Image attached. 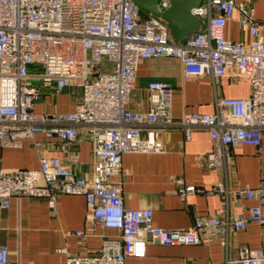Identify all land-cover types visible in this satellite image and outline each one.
Wrapping results in <instances>:
<instances>
[{
	"label": "built area",
	"instance_id": "1",
	"mask_svg": "<svg viewBox=\"0 0 264 264\" xmlns=\"http://www.w3.org/2000/svg\"><path fill=\"white\" fill-rule=\"evenodd\" d=\"M254 0H202L191 9L199 28L182 41L172 38L166 21L140 9L133 0H0V149L19 147L24 139L41 149L37 134L57 138L63 155H40L37 168L0 171V206L21 196L46 199L56 210L58 194H81L85 219L117 229L102 239L95 252L66 254L65 264H124L127 256L142 257L148 244L180 245L219 240L225 247L233 230L249 222L264 225V171L256 186L231 189L219 180L203 191L216 196L219 206L197 215L185 227L163 228L152 222L150 208H130L123 203L121 158L128 152H160L162 128L179 127L185 138L195 128L207 130L209 168L226 174L231 151L241 145L259 148L264 135V35L254 13ZM168 0H158L160 10ZM235 22L247 40L225 36ZM175 57L182 79L208 77L215 86L221 78L243 79L245 96H215L213 111L171 114L173 87L152 79L145 86L147 110L128 106L140 61ZM78 90L70 112L37 111L33 103L49 90ZM85 130L92 142L89 173L80 175L81 163L71 150ZM146 131V136L142 132ZM193 184L176 180L181 198L196 192ZM230 195L255 200L230 210ZM73 235L86 247L85 230ZM264 245L245 249L238 256L212 264H262ZM0 264H10L8 248L0 245Z\"/></svg>",
	"mask_w": 264,
	"mask_h": 264
},
{
	"label": "crops",
	"instance_id": "2",
	"mask_svg": "<svg viewBox=\"0 0 264 264\" xmlns=\"http://www.w3.org/2000/svg\"><path fill=\"white\" fill-rule=\"evenodd\" d=\"M255 16L262 21L260 31L264 35V0H254ZM225 36L247 40L235 22L226 25ZM181 63L175 57L148 58L139 62L135 87L131 91L128 106L131 109L147 110L146 84L158 79L173 87L171 114L178 118L184 111L211 112L215 96H245L249 85L243 79L221 78L215 86L208 77L182 79ZM79 98L73 88L59 92L45 91L33 103L37 111L70 112ZM146 136V131L142 132ZM159 136L163 144L160 152H128L121 158V170L115 179L121 182L123 203L130 208H150L152 222L163 228L188 226L193 218L212 213L220 204L216 196H204L203 191L219 180H226L234 189L237 184L254 187L258 175L264 171V135L259 148L241 145L231 151L226 174L209 168L205 156L210 148L207 130L195 128L185 138L179 127L162 128ZM44 143L41 149L24 139L19 147L0 149V171L13 168H37L40 155H63L62 144L57 138L35 136ZM81 161L75 168L78 174L87 175L91 168L92 142L85 130L72 145ZM193 184L197 190L181 198L176 192V180ZM255 200H246L230 195V210L241 204L251 205ZM86 206L81 194H58L56 210L52 214L45 198L21 196L10 197L8 207L0 206V245L8 248L10 264H65L66 254L95 252L104 237L117 234V229L95 224L88 229ZM85 230L86 247L73 235L75 230ZM264 245V225L249 222L245 228L233 230L225 247L219 240L196 244L159 245L148 244L142 257L127 256L124 264H212L225 256L235 257L242 250ZM264 264V262L262 263Z\"/></svg>",
	"mask_w": 264,
	"mask_h": 264
},
{
	"label": "water",
	"instance_id": "3",
	"mask_svg": "<svg viewBox=\"0 0 264 264\" xmlns=\"http://www.w3.org/2000/svg\"><path fill=\"white\" fill-rule=\"evenodd\" d=\"M133 1L140 9L163 18L176 41H182L188 33L199 28L200 19L191 9L198 6L202 0H168V6L163 10L158 8V0Z\"/></svg>",
	"mask_w": 264,
	"mask_h": 264
}]
</instances>
